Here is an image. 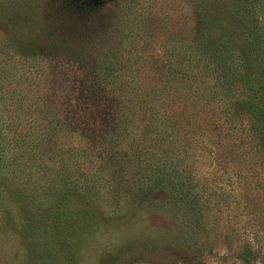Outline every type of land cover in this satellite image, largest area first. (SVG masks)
Listing matches in <instances>:
<instances>
[{
	"label": "trees",
	"instance_id": "16d2710c",
	"mask_svg": "<svg viewBox=\"0 0 264 264\" xmlns=\"http://www.w3.org/2000/svg\"><path fill=\"white\" fill-rule=\"evenodd\" d=\"M27 1L0 0V23L19 30L9 36L0 28V264H27L26 221L40 234L49 211L58 222L71 215L70 199H100L99 188L114 181L94 177L108 165L120 169L122 186V175L139 176L142 199L165 186L197 220L203 158L242 156L229 141L245 136L236 115L254 119L264 148V0H189L195 23L166 47L159 84L150 87H131L121 74L135 64L130 57L91 62L88 52L58 43ZM25 27L39 43L30 52L19 41ZM133 122L140 140L119 147L115 136ZM34 264L54 261L42 249Z\"/></svg>",
	"mask_w": 264,
	"mask_h": 264
},
{
	"label": "rangeland",
	"instance_id": "374dc122",
	"mask_svg": "<svg viewBox=\"0 0 264 264\" xmlns=\"http://www.w3.org/2000/svg\"><path fill=\"white\" fill-rule=\"evenodd\" d=\"M36 1H27L28 14H40L58 43L88 52V61L130 57L135 64L121 74L132 78L131 87L159 84L162 71L156 64L168 61L166 47L185 39L195 23L189 0ZM156 9H161L160 18L152 15ZM14 27L0 23L9 36L19 31ZM22 31L19 41L30 52L39 43L29 27ZM214 107L218 113L223 110L219 104ZM235 119L245 136L243 141L241 136L229 141L240 144L237 151L242 156L231 161L224 156L219 164L211 156L203 158L206 164L200 163L201 218L195 220L190 210L185 214L186 207L176 204L165 186L142 199L140 177L124 174L122 186L120 169L108 165L94 177V182L101 175L114 181L99 188L102 198L70 199L71 215L58 222L51 221L49 211L42 234L26 221L20 240L26 263L34 264L36 254L46 249L54 264H264V148L254 119L241 114ZM133 123L126 134L115 136L119 147L140 140L141 126ZM112 125L110 121L106 127ZM151 135L150 130L146 136ZM71 138L83 141L80 136ZM25 210L29 216L28 207Z\"/></svg>",
	"mask_w": 264,
	"mask_h": 264
}]
</instances>
